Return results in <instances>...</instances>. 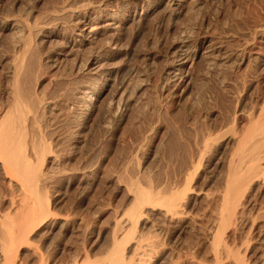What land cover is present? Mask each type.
<instances>
[{"label": "rangeland", "instance_id": "1", "mask_svg": "<svg viewBox=\"0 0 264 264\" xmlns=\"http://www.w3.org/2000/svg\"><path fill=\"white\" fill-rule=\"evenodd\" d=\"M87 2L100 12H115L117 25L92 43L73 47L78 33L72 14L56 20L50 14L63 3L77 10ZM173 2L127 0L122 7L113 0H0V116L12 107L11 77L15 59L21 56L25 92L29 90L27 94L40 102L34 121L29 113L27 138L45 148L38 146L36 151L43 153H37L39 159L29 145L28 156L32 154L31 163L44 173L37 187L46 212L25 225L27 241L14 245L9 263L97 264L110 250L113 237L123 231L122 216L135 201L133 184L181 189L200 138L222 128L220 136L226 143L264 104V61L256 60L257 54L264 56V0H199V4L185 0L177 12ZM9 19L19 24L11 29ZM24 23L34 33L24 30ZM38 23L49 33L35 31ZM26 35L27 55L21 38ZM183 36L189 38L190 61L172 81L169 69ZM210 43L230 60L210 66L206 57ZM93 57L98 60L90 64ZM83 91L90 93L88 100L82 98ZM31 123L38 128L31 129ZM221 154L216 158H223ZM217 159L211 166L202 160L196 167L199 173L191 170L193 190L217 192ZM1 163L0 223L6 221L4 217L21 223L24 201ZM198 199L188 210L191 228L177 230L180 239L170 241L164 222L146 215L123 245L133 253L137 235H147L142 240L153 242V251L155 245L157 250L149 264H213L205 240L214 201L204 195ZM254 199V206H264V187L257 202ZM262 215L260 227L256 226L259 231L240 228L227 240L245 256L246 264H264L259 261L264 251ZM143 222L149 224L145 227Z\"/></svg>", "mask_w": 264, "mask_h": 264}, {"label": "bare ground", "instance_id": "2", "mask_svg": "<svg viewBox=\"0 0 264 264\" xmlns=\"http://www.w3.org/2000/svg\"><path fill=\"white\" fill-rule=\"evenodd\" d=\"M113 1L117 2L120 6L123 7V5L126 3L127 0H113ZM184 1L185 0H174L173 11L177 12L178 10H181ZM196 1L197 4H199V0ZM98 8H99L98 6H95L91 2H87L81 7H79L77 10H72L70 6L67 5V3H63L60 6H58L57 9L54 12H52V14L50 15L52 18L55 19L57 17H60V15H63L68 12L72 14L73 25L78 33L77 38H75L73 42L74 46L73 45L72 46L80 48L84 44L92 43V41L95 40L96 37H98V35H102L104 32L116 28L117 15H115V12L112 13L105 11L100 12L101 9ZM42 23H38L37 25L34 26L35 31L39 30L45 34L49 33L47 28ZM7 24L11 26L12 29V27L14 28L19 23L18 20L9 19V21H7ZM30 26L28 24H25V27L22 28L23 29L25 28L29 32V34H31V32H33L34 30L32 31V28H30ZM55 29H57V27ZM28 37L27 35L26 37L25 36L21 37L23 39L22 47H23V52L25 54L27 53L30 47V40H29L30 38ZM188 44H189V38L186 36L181 37L180 41L177 42L175 46L176 52L175 54H173L174 60L171 63L169 69L170 70L169 75L171 78L169 80L172 81L177 80L180 77V74L178 73L180 71V68H183L189 63L190 48ZM25 54L24 56L27 55ZM227 55L228 54L225 52L222 53L221 48L215 46V44L213 43H210L207 46L206 57L210 62V66L215 65L217 67L216 65L217 63L229 61L231 57ZM263 59L264 56L262 55V53L256 55V60H258L259 62H263L264 61ZM97 60H98L97 57H93L89 59V63L95 64ZM24 66L25 65L23 58L21 56L17 57L15 59V65L11 77L13 80V86L11 87L10 97H11V101L13 100V104L8 111L6 110L3 116H0L2 117L0 119V160L2 162L1 168L4 170L5 173L9 174L5 176L8 177L7 179H9L10 185H12L14 190H16L15 192H18L19 195H21V197L23 198L24 203L21 199L23 203L22 204L23 206L22 205L21 206L23 207L22 210H24L25 212V213L22 212L24 218H22L23 216L21 217L22 218L21 223L15 222L16 221L15 218L11 219V217L8 218L4 216L3 217L6 219V221L4 223L1 222L2 225L0 223L1 225L0 254L3 264L9 263L8 259L10 257L11 250L13 249L14 245L17 242L20 243L21 241H27L28 237H26L27 235L26 236L24 235L26 233L23 231V229H25V225L32 222L35 217H36L35 219H37L38 215L40 216V214L46 212V208H45L46 206H44L45 203L43 204L42 198L38 192L39 186L37 187L39 180L43 179L42 175L44 173L42 172V169H40V167L37 168L35 165L31 163L29 157H32V154L28 156L29 145L30 146L32 145V148L30 146L29 147L33 153L35 151L36 155L38 152L39 154H43L41 152L45 148L41 145L42 142L39 143L38 145L36 142H35L36 144H32L34 141L32 143H29L28 139L30 140L31 138L30 137L27 138V136L29 135V134L27 135L28 133L27 128L30 127L28 126V123H30V119L28 118L31 117L29 113H32V115H34L31 117V119H33L34 121L35 117H38L37 111H39L40 102L38 101L39 98L38 100L36 99L37 96L33 98L30 97V95H28L30 94L29 90L27 91L29 92L28 94L27 92H25L24 89L25 87H23L24 84L23 74H26L24 72L25 71ZM81 94H82V98L85 100H88L90 98V93L88 91H83L81 92ZM260 106L259 108H257L256 111L254 110L255 112L254 111L252 112L253 114H250V119L248 121L247 126L243 130H239L238 132L236 131L237 133H234L235 135L233 137H230L231 139H229L228 141L226 140L227 141L226 143L224 142L225 140L222 141L224 137L220 136V134L224 131L222 130V128L218 127L220 128L219 130H214L213 132H207V134L203 135V137L200 138L201 140L198 143L197 147L195 146L198 149V153L197 155L195 154L196 157L194 158H192L193 156L191 157L192 171L194 170L197 171V169L199 168L198 166L201 164L202 160L206 161L207 165L209 166V164L212 163L215 159H217L216 157L223 152L222 153L223 158L219 157L214 163L215 167L219 169L218 171L219 175L217 178L215 177L217 179V183L219 184V187L217 185L218 190H216L217 192L212 194L213 196L209 194L211 193L209 191H208L209 193L203 194L201 192L202 189L200 191L193 190L192 181L194 180L193 179L194 177L192 175L195 174H193V172H191V170L188 169H187L188 172L186 174L187 175L186 179L184 181L183 186H181L182 187L181 189L179 188L174 189L173 186H172L173 188L171 187L169 188L170 190L156 188L152 186L153 184L151 185V187L146 189V188H142L138 184H133V193H134L135 201L130 207V209L127 210V212L122 216L121 224L123 227L122 228L123 231L122 232L120 231V233L116 234L113 237L112 246L110 250L106 255H104L103 258H101V261L97 260L98 261L97 264H146L147 262L150 261L149 259H151L150 257L152 253L157 251L156 245H155V250L153 251V244H152L153 242L149 244L147 243V241L142 240V238L145 236L138 237L137 235V242L136 243L134 242L136 244L135 245L136 247L132 248V250L134 249V251L133 253H131L132 251L130 252L127 246L125 247L123 245L124 243L123 240H125V237L130 233H132L133 231L136 232V229H138L136 226H139V224L143 221V219L147 215L150 218L149 220L151 219L162 220L164 222L163 226L164 227L166 226L169 230L170 238H171L170 241L172 239L174 240L176 236L178 237V235L176 234L179 227H183L184 229L191 228L190 223L189 222L187 223L186 221L189 216L188 210L191 208L192 205H194L193 203L197 202V200H199L198 198H201V196L203 197V195L205 197V200L207 199L209 200L210 199L209 197L212 196L213 199H210L209 201L210 202L214 201L213 202L214 204L212 205L214 207V211L212 210L214 212V216L213 215H212L213 217L210 216L213 219H212V223L210 221L211 223L209 226L210 231H208L207 233V238L205 237L206 238L205 243L207 244V248L210 250V253H208L206 250L204 251L210 254L212 258L211 261L213 264H246L247 262L245 263L244 261L245 256H241L240 251L238 252L237 249L232 247L231 244H229V241L227 242V240L230 239L232 236H234V234L240 228L248 229L249 232L256 229L258 230V228L260 227L258 223V219L264 212L263 211L264 206L261 207L262 205L258 206V204L257 206L253 205L254 204L253 199L255 198L254 200L256 201V198L259 195H261V190L264 187V104L261 107ZM33 121L31 120L32 123ZM32 123H31V127L32 126L34 127H32L31 129H35V126L37 125H33ZM35 131L36 130H34V134L32 133L34 136L36 134ZM36 145L37 148H35ZM38 146L40 147V150H42L41 152L36 151L39 148ZM42 147L44 149H41ZM40 156L41 155H39V159L41 158ZM197 172L199 173V171ZM25 210L27 211V213ZM22 213L20 214L22 215ZM262 216L264 217V214ZM149 223H144L145 227L146 224ZM262 223L264 224V222H261V225ZM156 226L157 224L155 225V227ZM256 226L259 227L257 228ZM159 229H160L159 232H161V228ZM135 232L133 233L135 235L132 236L134 237L133 238L134 240L136 238ZM261 232L263 231L261 230ZM261 234L262 233H260V235ZM260 237L262 239V236ZM155 244L157 243L155 242ZM184 245L187 246L188 244L185 243ZM159 246H161V244ZM181 250H184V248ZM161 252H163V250H161ZM208 254L207 256L209 257ZM260 254L261 255L259 256V261L264 262V251L261 252ZM9 264H11V262ZM154 264H160V262L156 261Z\"/></svg>", "mask_w": 264, "mask_h": 264}]
</instances>
